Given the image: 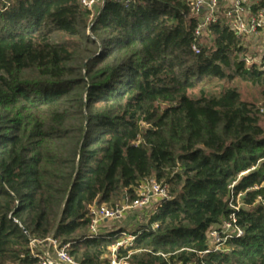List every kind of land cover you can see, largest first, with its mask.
<instances>
[{
    "label": "trees",
    "instance_id": "obj_1",
    "mask_svg": "<svg viewBox=\"0 0 264 264\" xmlns=\"http://www.w3.org/2000/svg\"><path fill=\"white\" fill-rule=\"evenodd\" d=\"M95 10L0 0V264H41L29 243L47 238L106 264L113 235L87 239L88 208L151 178L169 200L130 264H264L263 113L231 85L264 90V71L224 25L198 41L183 0ZM230 215L243 236L199 258Z\"/></svg>",
    "mask_w": 264,
    "mask_h": 264
},
{
    "label": "built area",
    "instance_id": "obj_2",
    "mask_svg": "<svg viewBox=\"0 0 264 264\" xmlns=\"http://www.w3.org/2000/svg\"><path fill=\"white\" fill-rule=\"evenodd\" d=\"M135 0H125L126 3ZM191 9V18L194 21V36L198 41L208 38L209 30L216 25H224L234 37L247 48L242 59L246 68H255L264 71V5L260 0H183ZM104 0H80L83 9L94 14V10L103 5ZM198 53V47H192ZM129 208L142 211L149 210L152 201H158L154 211L148 212L147 223L163 204L169 200L168 189L149 179L141 183L136 191L135 198L129 200ZM90 223L87 239H98L101 236L113 235L114 241L107 247L105 254L106 264H130L129 258L134 250L140 233L118 229L110 233L100 230L102 224L121 219L119 206L107 208L105 205H93L88 208ZM146 225V224H145ZM152 225V229L156 228ZM243 236L242 230L236 227L234 215H230L219 225L214 226L209 233L208 247L199 254V258L214 253L224 252L226 239H239ZM31 255L41 261V264H77L69 255L71 244H60L53 238L44 241L31 240L29 243ZM181 264V263H179ZM194 264V263H187Z\"/></svg>",
    "mask_w": 264,
    "mask_h": 264
},
{
    "label": "rangeland",
    "instance_id": "obj_3",
    "mask_svg": "<svg viewBox=\"0 0 264 264\" xmlns=\"http://www.w3.org/2000/svg\"><path fill=\"white\" fill-rule=\"evenodd\" d=\"M95 11L94 13H97V10ZM231 85L238 90L240 95V100L242 102L252 104L255 108L262 111L263 114L260 115L259 118H260L261 127L264 129V90L260 87L252 86L249 82H246L241 78H236L231 83ZM157 204L158 201H152L150 209L146 211L145 210L137 211L130 209L129 202L128 200H125V198L120 199L114 205L104 204L107 208H112V209L118 205L122 217L117 221L102 224L100 230L105 233L106 232L110 233L118 229H128L134 231L139 226L147 224L148 212L154 211ZM212 228L213 227H211V229Z\"/></svg>",
    "mask_w": 264,
    "mask_h": 264
},
{
    "label": "crops",
    "instance_id": "obj_4",
    "mask_svg": "<svg viewBox=\"0 0 264 264\" xmlns=\"http://www.w3.org/2000/svg\"><path fill=\"white\" fill-rule=\"evenodd\" d=\"M136 229H137V228H136ZM136 229H135V230H136ZM123 230H128V229H123ZM135 230H134V231H135ZM128 231L133 232V230H128Z\"/></svg>",
    "mask_w": 264,
    "mask_h": 264
},
{
    "label": "water",
    "instance_id": "obj_5",
    "mask_svg": "<svg viewBox=\"0 0 264 264\" xmlns=\"http://www.w3.org/2000/svg\"><path fill=\"white\" fill-rule=\"evenodd\" d=\"M105 1V0H104Z\"/></svg>",
    "mask_w": 264,
    "mask_h": 264
}]
</instances>
